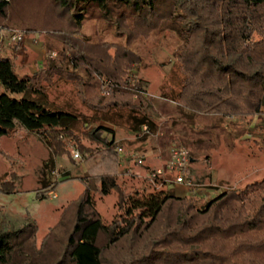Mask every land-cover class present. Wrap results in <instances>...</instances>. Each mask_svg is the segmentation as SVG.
<instances>
[{
  "label": "trees",
  "instance_id": "obj_1",
  "mask_svg": "<svg viewBox=\"0 0 264 264\" xmlns=\"http://www.w3.org/2000/svg\"><path fill=\"white\" fill-rule=\"evenodd\" d=\"M19 1L0 0V28L41 32L44 48L56 53L21 75L11 57L0 54V134L30 129L55 154L72 138L79 152L101 149L114 157L113 128L48 107L45 88L53 76L69 82L82 104L99 113L124 112L130 132L144 138L156 123L147 110L145 80L131 67L165 31L178 39L172 50L182 74L177 118L195 133L187 139L188 158L197 147L231 144L264 105V0H49L57 20L43 26L24 16L12 21L10 10ZM17 91L37 95H11ZM98 160L77 176L83 189L70 202L59 256L33 263L28 262L33 254L20 252L29 258L15 262L14 251L21 246L16 234L26 226L0 223V264H264V176L198 200L157 186L155 179L149 191L125 190L115 182L114 168ZM62 167L56 178L42 181V189L70 177ZM112 187L118 211L103 222L93 195ZM13 191V179L0 180V193Z\"/></svg>",
  "mask_w": 264,
  "mask_h": 264
},
{
  "label": "rangeland",
  "instance_id": "obj_2",
  "mask_svg": "<svg viewBox=\"0 0 264 264\" xmlns=\"http://www.w3.org/2000/svg\"><path fill=\"white\" fill-rule=\"evenodd\" d=\"M54 8L49 0H20L11 8L10 14L12 21L24 16L43 26L57 20ZM17 34L19 38L11 39L12 35L18 36ZM28 37L38 43V51L34 56L37 55L39 61L33 62L31 66L33 56L25 49ZM4 38L9 46L19 48L18 55L8 52L17 75L31 72L42 64L46 55L53 56L56 53L54 48H44V35L41 32L26 33L18 27L9 30L0 28V40ZM177 42L175 35L163 32L142 52L140 62L131 67V72L145 80V92L149 99L147 110L156 123L154 131L147 133L144 138L137 139L130 132L124 112L116 113L112 110L99 113L82 104L69 82L53 76L51 83L46 86L45 100L48 107L85 114L92 118V123L100 122L113 128L116 148L114 157L110 153L100 151L101 149L99 153L94 152L91 155L90 152L80 151V157H73L67 147L77 145L75 141L72 143V138L67 140L66 150L62 149L55 154L44 139L30 129L22 128L0 134V180H14L13 192L0 193V223L12 229L26 226L23 232L16 234V241L21 246L14 251L15 262H22L23 257L29 258L23 256V252L33 254L28 261L33 263L35 259L49 260L51 263L59 256L63 237L72 216L70 202L83 189V183L77 176L91 170L90 166L94 165L96 160L99 159L98 162L103 164L104 168H114L118 186L125 190L149 191L152 189V176L147 175L146 170L158 165L155 160L157 156L153 153L158 150V155H167L174 143L191 148L192 145L187 139L194 138L195 133L177 118L176 112L175 98L182 76L172 54ZM25 93L30 96L37 95L25 91L13 92L11 95L21 97ZM89 126L90 124L86 127ZM263 132L264 105H261L248 119L247 130L234 138L228 146L220 141L208 149L197 147V154L188 158L185 166L187 175L191 177V184L178 182L187 189L183 193L173 192L178 195L193 194L198 200H203L217 189H239L246 183L259 180L264 176ZM82 140L88 143L86 139ZM204 155H207V159ZM137 157H141L140 163L136 162ZM58 163L62 168L68 169L70 177L49 186L48 190L42 189V181L45 178L57 177L51 175L49 170ZM161 165L162 168L165 166L163 162ZM9 172L15 175H10ZM156 184H161L160 179ZM162 186L166 187L167 184L162 183ZM38 193H42V196ZM93 196L94 206L101 220L109 221L118 211L117 190L112 187L105 194L94 193ZM21 247L22 250L18 252Z\"/></svg>",
  "mask_w": 264,
  "mask_h": 264
},
{
  "label": "built area",
  "instance_id": "obj_3",
  "mask_svg": "<svg viewBox=\"0 0 264 264\" xmlns=\"http://www.w3.org/2000/svg\"><path fill=\"white\" fill-rule=\"evenodd\" d=\"M17 35L18 36L12 35L11 39L19 38V34ZM141 130L143 131L146 130L145 124L141 125ZM67 147L70 149L71 155L73 157H80V152L75 146L70 145ZM169 152H170V157L168 161L166 162L165 166L163 168L161 167V168L148 169L146 170L147 175L155 176L156 174L162 172L166 168L173 169L176 172L175 177H174V180L176 182H183L186 185H190L191 178L187 175L186 168H185L186 161L188 159V152H187L186 147L180 143H174L170 146ZM136 162L140 163L141 157H137ZM57 165L60 166L59 163ZM57 165L53 170H51V172L55 176H58Z\"/></svg>",
  "mask_w": 264,
  "mask_h": 264
},
{
  "label": "crops",
  "instance_id": "obj_4",
  "mask_svg": "<svg viewBox=\"0 0 264 264\" xmlns=\"http://www.w3.org/2000/svg\"><path fill=\"white\" fill-rule=\"evenodd\" d=\"M25 49L27 51H30L31 52L30 54L33 56L32 57L33 58L32 59V63L30 64V66L32 64H34L33 62H38L39 61V57L37 55L34 56L37 53V51H38V43L35 40L32 41L28 37L26 42H25ZM8 52H12L13 54H17V55L20 54L19 48L17 49V48L9 46L5 42V38H4V40H0V54L8 55L9 54ZM30 54H29V56H30ZM27 58L29 59L28 56H27ZM28 59H26V60H28ZM153 155L157 156L155 160L158 162V165L152 166V169L161 168L162 165H163V164L161 165V162L166 164V162L168 161V159L170 157V152L168 151L167 155H158V150H157L156 152L153 153ZM175 174H176L175 170L166 168L162 172H160V173L156 174L155 176H153L151 179L152 180L153 179H155V180L160 179L161 184H159V186H162V183H166L167 184L166 187H171L175 193H183V192L186 191L187 188L183 184L178 183V182H176L174 180ZM155 185H157V184H155ZM213 193H211V195Z\"/></svg>",
  "mask_w": 264,
  "mask_h": 264
}]
</instances>
